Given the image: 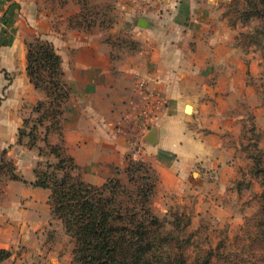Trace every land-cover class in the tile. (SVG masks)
I'll list each match as a JSON object with an SVG mask.
<instances>
[{"label": "rangeland", "instance_id": "1", "mask_svg": "<svg viewBox=\"0 0 264 264\" xmlns=\"http://www.w3.org/2000/svg\"><path fill=\"white\" fill-rule=\"evenodd\" d=\"M71 2L78 11L68 17V27L86 28L91 16L93 26L119 29L113 36L116 43L134 44L129 24L119 15L117 0ZM137 2L133 6L137 7ZM66 3L48 2L51 8H63ZM253 5L254 0H210L205 23L199 19L194 29L197 35L187 38L189 51L181 53L183 64L163 68L165 74L176 77L167 82L169 89L183 90L180 106H192L191 112H182L180 118L190 134L187 146L194 156L186 159L183 179L166 180L171 187H158L154 171L155 178L149 181L154 186L150 190L143 185L141 192L147 188L150 192L135 203L138 211L148 210L157 217L163 231L169 233L171 241L161 253L168 254L171 264H179L180 259L181 264H199V258L209 254L238 264H264V219L258 218L264 209V6L257 4L260 15H254ZM78 20L84 24L75 27ZM184 33L177 36L179 44L184 42L186 30ZM36 39L45 38L34 34L30 41ZM199 45L202 51L197 50ZM201 56L203 64L193 66V58ZM33 87L40 97L30 103L23 101L20 118L5 114L10 122L20 119L14 142L6 140L4 144L1 137L5 131L0 130V152L5 151L20 178L0 175L1 245L9 252L0 264H74L75 240L47 203L49 190L30 184L40 164L56 161L49 146L55 132L46 134L52 119L43 116L37 123L38 117L49 108L51 115L63 111L67 100L54 89L49 91L45 82ZM159 95L165 97L163 92ZM159 101L162 99L152 105ZM20 129L34 131L33 146H29L27 135L18 140ZM32 188L33 192L28 191ZM129 188L136 192L140 187L130 184ZM30 202L33 204L28 205ZM123 204L134 203L126 199ZM15 234L17 238L19 234L18 242H14ZM211 264L222 263L213 258Z\"/></svg>", "mask_w": 264, "mask_h": 264}, {"label": "crops", "instance_id": "2", "mask_svg": "<svg viewBox=\"0 0 264 264\" xmlns=\"http://www.w3.org/2000/svg\"><path fill=\"white\" fill-rule=\"evenodd\" d=\"M135 1L117 0L119 15L129 24L134 41L125 44L113 40L118 28L68 27V17L78 11L71 0L63 8H51L49 0H2L6 8L5 23L0 21V111H5L0 115V130L5 131L1 137L4 144L6 140L14 142L20 126V119L10 122L6 112L20 118L23 101L30 103L40 97L26 72L25 42L41 34L60 55L63 79L70 89L60 138L78 166L79 177L93 185L114 177L127 183L126 168L134 159L155 171L158 187H167L168 178L177 182L184 178L186 159L194 156V150L187 146L190 134L180 118L185 112V104H179L183 90L169 89L167 82L176 77L165 74L163 68L183 64L181 53L189 51L187 38L197 33L194 29L199 19L205 23L210 0H138L137 7ZM143 20L147 27L139 25ZM185 30L187 35L179 44L177 36L186 34ZM199 46L197 50L202 51ZM193 59L196 63L191 64L197 67L205 61L202 56ZM140 81L150 93L160 96L163 92L169 101L165 105L159 97L162 102L151 105L152 124L147 129L140 124L144 107ZM151 128L156 129L154 144L145 138ZM58 141L54 134L50 142ZM0 215L1 222V209ZM18 239L15 234L13 241ZM2 241L0 236V248L7 249Z\"/></svg>", "mask_w": 264, "mask_h": 264}, {"label": "trees", "instance_id": "3", "mask_svg": "<svg viewBox=\"0 0 264 264\" xmlns=\"http://www.w3.org/2000/svg\"><path fill=\"white\" fill-rule=\"evenodd\" d=\"M257 4L264 6V0H254V15H260ZM88 18L86 28L94 24V19L91 16ZM88 18L85 14L82 15L85 21ZM81 24H84L83 21L78 20L75 27H80ZM26 72L35 87L39 86L40 81L45 82L49 91L54 89L63 100L68 99L70 89L63 79L61 57L50 41L36 39L26 42ZM50 111L51 108L38 117L37 123L42 122L43 116L53 120H50L46 134L55 132L59 136V142H49L56 161L40 164L34 170V180L30 184L49 190L47 203L52 212L63 221L66 232L75 240L74 264H171L168 254L164 256L161 253L171 241L169 233L163 231V223L157 217L148 210L138 211L135 203L139 198L148 196L151 186H154L149 182L155 178L154 170L145 162L130 159L126 168L127 183H122L115 177L101 185L83 181L74 173L78 166L65 152L60 138L63 111L59 109L56 115H51ZM23 135L30 138L29 146H33L36 137L34 131L25 132L20 129L18 140ZM0 175H9L13 180L20 179L15 172L14 163L7 159L5 151L0 152ZM130 184L140 188L136 192L129 191ZM143 185L150 187V190L147 188L141 192ZM126 199L129 202L132 200L133 206H125L123 203ZM259 214L258 218L264 219L263 208ZM8 255L6 249L0 248V260ZM202 257L198 260L199 264L204 260V264H211L213 258L215 262L222 264H238L237 260H226L225 256L219 254ZM181 262L180 259L179 264Z\"/></svg>", "mask_w": 264, "mask_h": 264}, {"label": "built area", "instance_id": "4", "mask_svg": "<svg viewBox=\"0 0 264 264\" xmlns=\"http://www.w3.org/2000/svg\"><path fill=\"white\" fill-rule=\"evenodd\" d=\"M2 0H0V21L2 23H5V13H6V8H5V4L3 5ZM138 89L140 92V98L141 100L144 101V107L143 109L140 110V114L142 115L140 118V124L141 126H143V128L147 129L148 127H150V125L152 124L151 122V117L152 115L150 114V107L153 104V102L158 99V95L154 94V93H150L146 87V84L144 81H140L138 83ZM153 95H155L156 97H154ZM137 150H135L136 152Z\"/></svg>", "mask_w": 264, "mask_h": 264}, {"label": "water", "instance_id": "5", "mask_svg": "<svg viewBox=\"0 0 264 264\" xmlns=\"http://www.w3.org/2000/svg\"><path fill=\"white\" fill-rule=\"evenodd\" d=\"M139 25L143 26V27H147L148 26V24L144 20L142 22H139ZM191 110H192V106L190 104H185L184 111L189 113V112H191ZM145 138L151 144L156 143V141H157L156 129L155 128H151L149 130V132L146 134Z\"/></svg>", "mask_w": 264, "mask_h": 264}]
</instances>
